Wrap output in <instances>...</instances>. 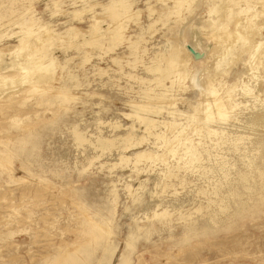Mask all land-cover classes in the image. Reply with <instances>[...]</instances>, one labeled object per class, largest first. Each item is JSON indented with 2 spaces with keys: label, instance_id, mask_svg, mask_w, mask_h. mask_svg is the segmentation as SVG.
I'll list each match as a JSON object with an SVG mask.
<instances>
[{
  "label": "rangeland",
  "instance_id": "1",
  "mask_svg": "<svg viewBox=\"0 0 264 264\" xmlns=\"http://www.w3.org/2000/svg\"><path fill=\"white\" fill-rule=\"evenodd\" d=\"M174 2L0 0V264H264V4Z\"/></svg>",
  "mask_w": 264,
  "mask_h": 264
},
{
  "label": "bare ground",
  "instance_id": "2",
  "mask_svg": "<svg viewBox=\"0 0 264 264\" xmlns=\"http://www.w3.org/2000/svg\"><path fill=\"white\" fill-rule=\"evenodd\" d=\"M187 0H175V4H174V8H180ZM236 1V0H235ZM263 4H264V1L262 0ZM235 3V2H234ZM123 8V9H121ZM127 6H126V3L124 1H120L119 3L117 2L116 4L112 5L109 7V9L111 10V13L110 14H107V15H111L113 16H116L115 19L119 16V15H125L126 13L122 14L123 11L125 12L124 9H126ZM107 11V10H106ZM153 11V10H152ZM110 12V11H109ZM231 13L229 14V16H233V12L230 11ZM128 13V12H127ZM176 13V12H175ZM127 15V14H126ZM110 16V17H111ZM121 17V16H120ZM113 19V18H111ZM119 19V18H118ZM232 19V18H231ZM230 20V19H229ZM119 21V20H118ZM121 22V20H120ZM119 22V23H120ZM116 24V23H114ZM112 25V24H111ZM113 27V26H112ZM96 28V27H95ZM93 28V29H95ZM110 29V28H109ZM123 29L124 27H121L120 24H116L113 29H111L109 33V35L111 34L112 38H114V41L115 42H120L121 39L123 38ZM75 30V29H74ZM97 30V29H96ZM94 31V30H92ZM98 32V31H97ZM95 34V32H94ZM97 34V33H96ZM99 35V33H98ZM93 36V35H92ZM95 37V35L93 36ZM92 37V38H93ZM97 38V37H96ZM100 38V36H99ZM98 38V39H99ZM110 38V37H109ZM111 39V38H110ZM94 40V39H93ZM97 40V39H96ZM112 40V39H111ZM113 41V40H112ZM88 42V40H87ZM90 42V41H89ZM92 42V41H91ZM95 42V41H93ZM92 42V43H93ZM257 43V42H256ZM91 44V43H90ZM175 45V44H174ZM177 46V45H176ZM257 49V48H256ZM263 49V48H262ZM186 54H187V51L185 49L183 50H180V48L178 49L177 47L174 48V52L172 54V56H170L169 58L166 59V66L167 68L173 72L176 77L178 79L183 80L185 79L187 76H188V69H187V59H186ZM38 56H35V55H30V57L28 58V61H26L25 63H21V69L23 71H29L30 72V76H31V82L32 83H36L37 80L40 78V69L38 66H36L37 64V61H38ZM26 60V59H25ZM24 60V61H25ZM20 61V60H19ZM23 61V60H22ZM260 62V61H259ZM259 64V63H257ZM19 69V68H18ZM17 69V70H18ZM22 71V72H23ZM21 72V71H20ZM24 73V72H23ZM22 74V73H21ZM26 74V73H25ZM23 76V75H22ZM23 78V77H22ZM21 78V79H22ZM24 79V78H23ZM27 80V79H26ZM29 80V79H28ZM22 81V80H21ZM36 81V82H35ZM29 82V81H28ZM221 85V84H220ZM220 85L218 86H215L213 85V76L206 81L205 83V87L208 89V93H205V95L202 97V100L201 101V98L199 99L200 100V103L198 104V106L195 108V113L193 114V120H192V125H189V129L190 130L189 132H191V135H192V132H195V134H197L200 129H201V126H202V123L206 120H209L213 117H220V116H224V114L230 109V106L228 105L227 101H226V96L223 97H219V91L221 89V87H219ZM222 86V85H221ZM203 95V93H202ZM222 95V93H221ZM210 98H209V97ZM205 97V98H204ZM204 98V99H203ZM197 132V133H196ZM186 133H187V130H186ZM189 139L188 137V134H185L184 135V138L181 139L182 143H187V140ZM184 140V141H183ZM190 140V139H189ZM175 143V141L173 142V144ZM170 144V147L167 148V150H165L166 152H168V150H172V147L173 145ZM165 152V154H166ZM162 154V153H161ZM164 156V153L162 154ZM153 156V153L152 152H140V153H137L136 154V157L137 158H140V157H152ZM165 158V156H164ZM93 238H97V236L95 235V233H93V235H91Z\"/></svg>",
  "mask_w": 264,
  "mask_h": 264
}]
</instances>
